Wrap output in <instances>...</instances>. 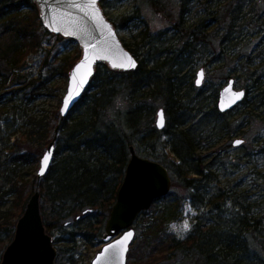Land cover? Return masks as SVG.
<instances>
[{
  "label": "trees",
  "instance_id": "trees-1",
  "mask_svg": "<svg viewBox=\"0 0 264 264\" xmlns=\"http://www.w3.org/2000/svg\"><path fill=\"white\" fill-rule=\"evenodd\" d=\"M192 1L180 0V16L172 26L177 39L191 45L192 41L207 36L217 38L221 64L235 66L228 78L232 73L238 75L241 68V74L245 73L246 81H250L247 88L253 87L263 93L264 0H196L202 14L189 24L183 18ZM48 37L55 40L52 47L63 41H73L44 29L38 9L30 0H0V259L35 186L36 176L30 183L14 177L20 167L40 161L59 120L57 110L51 111L49 117L37 118L29 115L28 108L21 102L19 105L13 103L19 97L23 100L32 95L31 89H36L37 83L45 85L49 81L50 77L41 75L21 79L17 72L24 68L25 58L38 49L44 51L43 64L47 66L46 60L52 50L42 46L51 43ZM136 39L140 41L136 42ZM134 40L130 46L122 42L137 58L136 69L120 72L103 63L98 64L80 102L60 123L55 158L38 185L43 200L41 218L47 233L71 216L76 231L71 234L81 236L85 243L104 234L101 229L123 180L130 157L129 147H141L148 154H154L163 134L169 137L161 141L162 150L173 156L159 162L179 184L193 191V197H200L195 192L199 190L201 180L208 176L207 166L199 163L201 133L223 114L216 108L204 111L199 94L193 96L195 99L188 98L192 88L182 92L183 83L178 77L181 64L170 56L167 47L158 40L151 42L144 31ZM241 41L247 42L246 49L251 46L252 51H246L244 46L234 52ZM79 56L78 50L75 56L59 57L55 73L67 80L69 69ZM21 83L23 85L18 86ZM120 97L125 98L120 102ZM159 100L167 120L160 131L152 125ZM192 100L194 107H186ZM188 110L195 111L192 116L195 120L189 124ZM53 121L57 123L53 125ZM10 194L13 198L4 208L8 204L5 198ZM172 203L175 204L162 210L159 217L153 216L154 219L134 235L140 254L131 264H159L176 252L184 257L190 254L201 257L202 264H221V257L225 261L242 248L235 247L234 243L229 245L213 240L207 232L199 230L182 240L169 236L164 227L166 219L179 221L182 217L180 203ZM142 214L145 212L139 216ZM252 221L256 223L254 233L262 224L254 218ZM238 223L246 230L248 223L245 220ZM62 254L59 249V255ZM74 254L67 258L68 263L71 264ZM129 254L130 250L127 260ZM54 264L63 263L56 261Z\"/></svg>",
  "mask_w": 264,
  "mask_h": 264
},
{
  "label": "rangeland",
  "instance_id": "rangeland-1",
  "mask_svg": "<svg viewBox=\"0 0 264 264\" xmlns=\"http://www.w3.org/2000/svg\"><path fill=\"white\" fill-rule=\"evenodd\" d=\"M180 3V0H108L103 3L105 6L103 10L105 16L115 26L117 36L127 45L130 46L135 41L136 35L144 31L149 39H152L151 42L158 40L159 44L167 47L170 56L173 59L176 58L175 60L181 64L178 77L183 83L182 92L192 88L188 95V98L192 99H195L193 96L199 94L198 99L201 100L204 111L213 108L217 110L215 106L218 91L230 77L234 78L236 89L243 88L248 91L240 104L230 112L221 113L223 115L216 117L219 119L210 123L201 133L198 150L199 163L207 166L208 176L207 179L201 180L199 190L195 192L200 197H193L191 194L193 191L185 189L172 175L169 195L154 201L149 210L140 215L132 227L136 236L154 219L153 216L159 217L162 210L175 204L172 201H177L180 203L182 217L179 221L172 220L170 217L166 219L164 227L167 228L169 236L173 235L182 240L195 233L196 230L201 233L207 232L213 240L216 239L229 245L234 243L235 247H242L227 257L225 261L221 257L223 260L221 264H264V92L254 90L253 87L247 88L250 81H246L245 73V75L241 74V68L237 72L238 75L232 73L228 78L235 66L221 64L218 58L220 54H217L220 51L217 38L207 36L203 40L192 41L191 45H186V40L177 39L172 26L179 19ZM198 7L196 0L189 4V11L184 14L183 18L186 23H193L202 14ZM48 38L51 43L42 46V48L52 50L46 60L47 66L43 64L44 51L38 49L37 52L25 58L24 68L17 71L22 76L21 79L26 77V80L39 75L43 78L50 77L45 85L37 83L36 89H31L32 95L23 100L19 97L13 102L15 105L21 102L23 107L28 108V114L37 118L49 117L50 112L54 110L58 113L67 80L55 73L54 67L59 57L75 56L78 50L80 51L75 41H63L61 45H57L58 47H52L55 40L53 37ZM139 41L136 39V42ZM246 43L241 41L234 52L244 47ZM246 47H244L246 51L249 52L250 49L252 51L251 46L247 49ZM212 55L218 56L213 58ZM200 68L204 71V79L200 86L195 87L196 72ZM21 85L23 84L18 86ZM123 98L125 97H120L119 101L121 102ZM187 106L194 107L193 100L188 102ZM159 108L163 109L160 100L156 101L155 110ZM194 112L187 111L188 124L194 122L195 119H192ZM155 118L156 113L152 120L154 127ZM56 123L53 121V125ZM168 137V134L160 136L154 154H148L144 148L137 146L135 153L157 162L167 160L173 155L167 150H162L161 141H166ZM235 140L243 141L242 144L234 146ZM38 165L39 162L20 167L19 173L14 178H22L30 183L36 176ZM12 198L11 194L5 198L8 204L4 208L10 205ZM42 203L43 200L40 202V209ZM252 218L262 224L258 226L260 229L254 233L253 226L256 223H253ZM241 219L248 223L246 230L238 223ZM185 222L190 225V228L182 231ZM101 230L103 231V228ZM75 232L74 220L71 216L64 218L59 226L48 232L57 253L55 262L70 264L67 258L74 252L71 264H91V260L102 246L103 233L90 243H85L86 241L81 239V236L71 234ZM4 244H7V241ZM59 249L65 255L60 256ZM129 250L130 257H128L127 264H131L140 254L135 237ZM198 258L194 254L184 257L176 252L159 264H202L201 257Z\"/></svg>",
  "mask_w": 264,
  "mask_h": 264
},
{
  "label": "water",
  "instance_id": "water-1",
  "mask_svg": "<svg viewBox=\"0 0 264 264\" xmlns=\"http://www.w3.org/2000/svg\"><path fill=\"white\" fill-rule=\"evenodd\" d=\"M38 9V18L43 28L52 34L73 39L81 49L78 61L69 69L65 94L61 99L58 114L59 120L51 134L38 165L34 191L21 216L16 220L12 240L2 251L0 264H54L57 256L52 243V237L45 231L40 211V194L38 190L41 178L47 174L54 160L55 143L60 131V123L70 116V113L80 102L84 91L90 85L95 74V68L103 63L115 71H132L138 64L137 58L123 45L117 36L115 26L103 15L98 6L95 9L89 0H30ZM135 61V67L128 65V57ZM113 64H123L125 67H113ZM80 67H77V66ZM203 74L202 76L200 74ZM204 79L202 68L196 72L195 87L200 86ZM200 81L197 83V81ZM233 93H243L238 99ZM218 112L227 113L234 109L246 97L243 88L236 89L234 78L230 77L217 95ZM67 99V107L65 100ZM163 114V126H160V114ZM166 125L162 108L157 109L155 129L163 130ZM233 142L234 146L236 144ZM51 152L47 167L40 174L43 157ZM130 157L126 163L124 177L116 193V200L104 224L102 246L91 260V264H126L129 246L134 240V222L141 212L149 210L150 205L161 197L167 196L171 189V173L159 161L141 157L135 153L133 146L129 147ZM131 233L127 238L126 234Z\"/></svg>",
  "mask_w": 264,
  "mask_h": 264
},
{
  "label": "snow or ice",
  "instance_id": "snow-or-ice-1",
  "mask_svg": "<svg viewBox=\"0 0 264 264\" xmlns=\"http://www.w3.org/2000/svg\"><path fill=\"white\" fill-rule=\"evenodd\" d=\"M89 2H90V5L95 9V5L97 3V0H89ZM95 11L98 12V9H95ZM125 66L126 65H123V64H120V65L113 64V67H125ZM127 66L135 67V61L132 60V58L130 56L128 57V65ZM77 67H80V66L78 65ZM200 75L202 76L203 74L201 73ZM199 82L200 81L198 80L197 83H199ZM233 95L236 96V98L238 99L240 96L243 95V93H233ZM67 103H68V101L66 99L65 100V107H67ZM160 116H161V119L159 121V124H160V126H163V114L161 113ZM235 143L240 144V143H242V141H236ZM50 156H51V152L49 151L43 157L42 166H41V170H40L41 175L43 174L44 169L47 167V162H48ZM189 228H190V225L187 222H185L184 225L182 226V231H187V230H189ZM131 235H132L131 233H128V234H126V237L130 238Z\"/></svg>",
  "mask_w": 264,
  "mask_h": 264
},
{
  "label": "flooded vegetation",
  "instance_id": "flooded-vegetation-1",
  "mask_svg": "<svg viewBox=\"0 0 264 264\" xmlns=\"http://www.w3.org/2000/svg\"><path fill=\"white\" fill-rule=\"evenodd\" d=\"M104 1H108V0H99V2H98V6L101 7V9H102V11H103V15L105 16V14H104V10H103V8L105 7V6H103ZM106 17H107V16H106Z\"/></svg>",
  "mask_w": 264,
  "mask_h": 264
},
{
  "label": "bare ground",
  "instance_id": "bare-ground-1",
  "mask_svg": "<svg viewBox=\"0 0 264 264\" xmlns=\"http://www.w3.org/2000/svg\"><path fill=\"white\" fill-rule=\"evenodd\" d=\"M64 121V120H63ZM60 132V131H59Z\"/></svg>",
  "mask_w": 264,
  "mask_h": 264
}]
</instances>
